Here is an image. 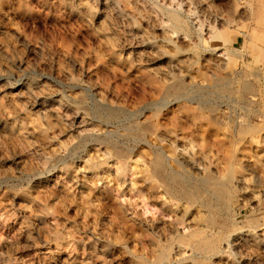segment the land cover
Here are the masks:
<instances>
[{"label": "rangeland", "instance_id": "374dc122", "mask_svg": "<svg viewBox=\"0 0 264 264\" xmlns=\"http://www.w3.org/2000/svg\"><path fill=\"white\" fill-rule=\"evenodd\" d=\"M220 78L229 91L217 96ZM178 79L209 101L172 115L185 133L194 135V116L212 114L230 135L236 112L253 154L264 135V0H0V264H157L163 248L162 264H264V248L256 263L230 255V237L209 259L178 246L174 237L205 229V215L147 178L150 150L124 156L122 146L84 143L107 130L94 105L135 110ZM157 135L170 139L145 132ZM177 145L194 163L186 141ZM257 195L238 223H263L264 205L251 213ZM249 196L236 192L235 207Z\"/></svg>", "mask_w": 264, "mask_h": 264}, {"label": "bare ground", "instance_id": "6f19581e", "mask_svg": "<svg viewBox=\"0 0 264 264\" xmlns=\"http://www.w3.org/2000/svg\"><path fill=\"white\" fill-rule=\"evenodd\" d=\"M168 18L173 24V29L177 30L176 28H178L180 23L178 14L169 12ZM178 80L165 87V92L159 100L144 103V106L142 105V107L135 110H129L123 105L111 108L107 105H94L93 103L94 111H91L93 116L107 130L101 138L90 133V135H87L89 139L84 143L108 144L117 154L119 151L118 147L122 146V154L124 156L133 153L140 146L147 147L151 155L148 162L150 176L147 178L156 179L160 184L158 185L167 193L171 200L194 204L205 215L203 219V227L205 229L200 232L193 231L189 233L187 239L180 235L174 237L173 240L176 241V244L178 246L187 244L194 251V256L199 255L203 259H209V257L218 252V242L230 237L231 240L227 243L229 254L246 259H249L252 254L255 257L253 261L256 263L259 258L258 249L264 248V235L260 233L264 229V220L261 223L260 219L252 218L253 220H247L248 224L246 225L238 223L236 216L240 214L241 210L247 209L251 204L250 202H254L252 201L253 199L258 198V191L264 194V135L260 136L258 145L253 151L254 155L249 153L247 147L249 140H245L241 134L243 123L240 115L236 112L230 113L227 117L231 122L230 135L220 132L218 127H216V125L218 126V118L212 114L199 115L198 118L194 116V120L197 121L194 122V135L185 133L184 127L172 115L181 107L191 108L188 103H194L197 106L206 108L203 106L209 101L203 99L205 94H202L200 90H193ZM219 80L220 83L214 85L216 87L214 90L216 91H213L217 96H221L220 90L223 92L229 91V89H223L227 82L223 78ZM242 90L247 91L248 86H244ZM243 94H240L241 103H244L246 99ZM221 98L223 99L224 97ZM121 101L126 102L125 100ZM147 112L149 114H146ZM168 115H171V117H167ZM140 119L142 121H139ZM203 119H205L204 122H202ZM113 126H116L118 130L119 128L122 129L124 132L117 133L116 130H111L110 127L113 128ZM159 129L168 134L167 136L170 139L157 135L152 142L145 138V132L153 134ZM180 140H185L187 144L181 151L186 153L189 151L191 156L194 157V163L184 161L178 155H175V150L178 147L177 143ZM73 147L72 149L74 150L70 155L77 152V146ZM229 148L232 153L227 157L225 151ZM70 155L67 156L70 157ZM251 157L254 160L252 167L244 163L246 159ZM213 167H216L215 170H213ZM238 191L250 192L251 196L243 198L244 203L235 207L234 194ZM263 205L264 199L259 200L251 208V213H260ZM102 208L106 209L107 206L103 203ZM205 230H208L209 233L210 231L213 232L212 235L205 234ZM163 251L161 250L155 257L157 264L164 263L162 260L167 258V254Z\"/></svg>", "mask_w": 264, "mask_h": 264}]
</instances>
